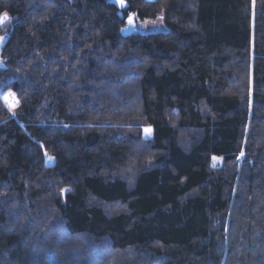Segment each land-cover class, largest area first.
<instances>
[{
    "label": "trees",
    "instance_id": "1",
    "mask_svg": "<svg viewBox=\"0 0 264 264\" xmlns=\"http://www.w3.org/2000/svg\"><path fill=\"white\" fill-rule=\"evenodd\" d=\"M125 1L0 0V264H264V0Z\"/></svg>",
    "mask_w": 264,
    "mask_h": 264
},
{
    "label": "rangeland",
    "instance_id": "2",
    "mask_svg": "<svg viewBox=\"0 0 264 264\" xmlns=\"http://www.w3.org/2000/svg\"><path fill=\"white\" fill-rule=\"evenodd\" d=\"M3 22H5V21H3ZM3 22H0V23H3ZM135 27H136V31H138V32H156V31H165L166 30L162 16H159L155 19H149V20H140L139 18L135 17ZM9 94H13V95H9ZM2 96H3L4 100L10 106H15L17 104V97L13 92H11V91L6 92ZM5 97H7V100L5 99ZM52 161H53L52 158L48 159V162L51 163Z\"/></svg>",
    "mask_w": 264,
    "mask_h": 264
},
{
    "label": "water",
    "instance_id": "3",
    "mask_svg": "<svg viewBox=\"0 0 264 264\" xmlns=\"http://www.w3.org/2000/svg\"><path fill=\"white\" fill-rule=\"evenodd\" d=\"M112 1H115L117 3V5L119 7H124L127 2L125 0H112ZM135 17H137V15L135 13H131L127 19V26L124 27L123 31L126 33V34H131V33H134L136 32V27H135ZM7 40V37L6 36H2L0 38V46ZM65 194V192H64Z\"/></svg>",
    "mask_w": 264,
    "mask_h": 264
},
{
    "label": "snow or ice",
    "instance_id": "4",
    "mask_svg": "<svg viewBox=\"0 0 264 264\" xmlns=\"http://www.w3.org/2000/svg\"><path fill=\"white\" fill-rule=\"evenodd\" d=\"M8 19L7 14H4L3 17H0V22L6 21ZM9 95H13V94H9ZM5 99L7 100V97H5Z\"/></svg>",
    "mask_w": 264,
    "mask_h": 264
}]
</instances>
